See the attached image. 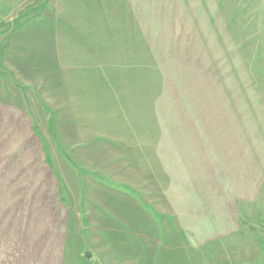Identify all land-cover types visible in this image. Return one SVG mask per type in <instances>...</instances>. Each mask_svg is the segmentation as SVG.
<instances>
[{"label":"rangeland","instance_id":"1","mask_svg":"<svg viewBox=\"0 0 264 264\" xmlns=\"http://www.w3.org/2000/svg\"><path fill=\"white\" fill-rule=\"evenodd\" d=\"M137 1L113 15L157 24L132 36L143 75L91 76L68 98L1 56L56 1L0 0V79L30 97L0 103V235H70L127 264H264V226L231 211L234 183L264 181V0Z\"/></svg>","mask_w":264,"mask_h":264},{"label":"crops","instance_id":"2","mask_svg":"<svg viewBox=\"0 0 264 264\" xmlns=\"http://www.w3.org/2000/svg\"><path fill=\"white\" fill-rule=\"evenodd\" d=\"M55 1V13L50 12L49 20H45L46 24L43 27L23 28V43L20 45L10 41L8 49L1 53L2 59L9 63L13 60L18 75L26 76L21 78L24 81L20 79L21 82L35 83V81L44 82L47 80L54 83L57 90L61 89L63 96L66 92L68 98H74V94L76 98L82 89L79 84L87 82L91 76L98 75L106 80V77L112 78L111 76L115 75L117 81L121 79V76H125L127 81H130L134 75L140 73L143 75V64L138 63L133 56L138 50L144 49V40L141 38L138 43L132 36L138 33L143 34L142 31H138V28H153L157 24L143 23L136 16L117 18L116 15H113L125 12L123 10L127 12L133 9V4L136 7L138 3L137 0ZM148 2L152 3L150 7L153 11L161 9L160 0ZM113 51L127 52L129 53L127 58H131L126 61L113 58ZM118 56L120 57L119 54ZM33 79L34 81H32ZM12 81L17 80L0 79V103L4 106L1 111L15 114L17 105L18 107L22 106L24 111L26 110V107L23 106L24 99L30 97L20 95L19 98L23 99V102L15 103L13 101L15 92L11 91L12 86H10ZM28 105L30 110L31 104ZM18 109L20 111V108ZM88 119L91 120V118ZM76 122H78L77 118L73 117L72 125ZM57 133V136H60V125H57ZM95 139L97 137L87 141L85 145H95ZM261 178L264 180V175ZM252 180L251 186L242 189L234 183L232 195L235 198L232 197V215L238 224L244 223L246 220H258L264 226V211L251 212L250 209V205H254L256 208L260 202L264 209V181L259 182L257 187L255 182L258 179L254 176ZM260 190L263 191L261 194L258 193ZM119 194L124 196V199L120 198L121 201L126 202L127 200L128 202L126 192L120 191ZM109 213L111 218L121 221V216L117 217L111 211ZM28 232L29 230L26 229L24 233L0 235V264H127L126 251L124 254L122 252H104V256L99 258L93 252L74 249L71 245L73 236Z\"/></svg>","mask_w":264,"mask_h":264}]
</instances>
